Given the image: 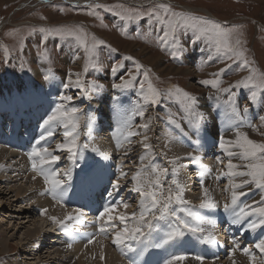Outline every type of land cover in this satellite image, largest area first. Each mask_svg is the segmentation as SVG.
Instances as JSON below:
<instances>
[{
    "label": "rangeland",
    "instance_id": "374dc122",
    "mask_svg": "<svg viewBox=\"0 0 264 264\" xmlns=\"http://www.w3.org/2000/svg\"><path fill=\"white\" fill-rule=\"evenodd\" d=\"M80 1L81 0H0V86L2 85L3 88H5L11 84L14 86H18L15 87L16 90H26V93L27 91L28 93L30 91V93H34L36 90H41V107L43 108L42 114L40 115V120L39 118L35 117L34 113L26 109V103L24 101H22V103L20 104V106L24 109H20L17 111L16 122L20 124L18 125L19 127L24 126L26 123L27 125L30 124L31 140H29L27 139V137H24L25 135H27L24 132L22 134L23 137L20 134L12 135L11 126H9V124L6 122L8 119H10L12 111H14L11 109V106L16 107V105L13 103L9 104L8 106H2V108H0V131L3 134H6L4 128L8 125L7 127L10 128V130L7 131L6 136L10 137L0 139V142L6 141L4 139H7V141L9 140V142L12 139H25L24 145L26 150L24 152V156L28 158L27 153L31 150V147H27L26 142L28 140L30 142H34V140L37 138L34 130V126L37 127L36 122H39V120L41 122L42 119L46 117L48 113H50L51 109L55 107L57 103H62L59 99H51L52 96H59L60 94H65L73 96V101L66 104V106H76L82 109L81 116L83 120L81 119L82 125L80 128V133L82 134H80L79 142L81 144L88 142L90 145V137H92V139H96L97 142L99 141L98 143L100 144L104 142L102 146L108 148V142L101 141L102 139L96 133L97 131L94 128V121L92 125L93 128L91 129L93 133L90 134V139L85 137L84 135L89 132L88 127H86L88 117L94 115L96 111L95 109L98 108L89 105L91 101L90 97L93 95L103 97L107 92H112L113 90H116L113 89L111 85L113 83L120 82L118 78L119 76L122 75L125 79H127V73L129 71L135 73L134 62L132 60L123 59L126 56H131L134 58V60L139 61L142 65H144L145 68L151 69L150 76L152 78V81L155 86L158 87L162 92L175 85L197 97L199 111L205 114V120L203 124L199 126V135L196 134L193 129V126L188 123L187 116H184L183 119H180V116L183 115L182 105L175 99V97L163 98L161 104L156 106H148L147 111L145 112V116L143 118L137 116L133 119L134 130L140 131L141 135L132 137V143L129 144L126 142L122 148H117L116 141H114L113 149L115 150L111 151L112 156L110 157L111 161H109V163H111H107V167L105 166L106 160L101 158L98 154L96 155L99 156L97 157V159L91 158V146H89L88 150H84V159L81 158L79 160V163L83 165L85 162L88 161L87 163L89 164H98L107 169V172L109 173L110 178L112 179L120 177L121 172L126 173V177L123 176L119 180V183L121 185V188L122 186L126 188V191L123 193V198L126 200L133 196V200L129 202V207L127 209L123 208L122 210H120L121 205L118 204L117 212L113 213L114 215L120 213V211L126 213H129L130 211H137V201H135V199L137 198V200H139V195L131 191L133 187L131 179L132 176L137 172L139 167H142V162L140 159L142 156L146 157V162L144 159L143 165H148L151 161L161 167L169 168L170 171L168 177L162 180L165 194H167L169 189L175 190V186L172 184V180L179 179V181L185 187V199L191 202L193 210L216 222L213 232L217 241L220 237L218 241L219 244L207 245L197 242L195 240V237H192L189 234L185 237V239L190 240L193 243L187 245L184 248L176 249L188 251L191 254H197L199 252H202L203 246L209 249L212 248L213 251H211V254L216 255V259H219L216 262H212L211 257H206L204 264H233V261L246 263L247 261L245 258L249 257L242 254V252H240L239 250H237L236 254L234 253L235 260H232L225 256L222 257V254L220 256L218 255L223 249L222 247H226L227 240L232 241V239H238L239 243H241L243 240H245L244 234L248 233L249 231L242 230V235L240 237H237V234L233 232L229 227L230 225L231 227L234 226V224H232L231 222L232 220L226 226H222V224H225L222 220L228 217L226 215L227 217L225 216L226 218H224L221 215L222 212H225L223 209V204L229 200L231 190L229 189L228 191H225V188L228 185V177H223L219 180L215 178L221 170H227L226 165L228 163L229 158L226 156L225 153H223L219 149V147H217V149H214L217 151H214V153H210V158L208 156L209 154L202 155V151L203 146L205 144L207 145V143H210V139L217 140L219 139L220 135H224L225 137H231L229 129L224 128L225 124L223 121L220 120V114L224 110H229L227 104L225 103V101L227 100V94L218 93L217 90L212 88L211 86L201 85L199 81L202 79H212V73L219 72L221 68H225L226 71L221 74L220 77L222 80L220 86L226 88L229 85L234 84L237 80H241L242 78L246 77L248 75V71L246 69H240L238 61L233 62L232 60H227L222 55H215L214 48L208 40L201 39L200 41H197L195 43L189 42V38L192 35L191 32L187 33L186 35H181L180 40L181 44L183 45V49L178 53V56L174 58L172 55H170V52L175 51L176 49H173L170 46H166L164 49H162L161 45L157 42L156 37L162 34L159 32L160 25L155 24L154 22H150L147 18L139 22L122 21L117 15H115V11L120 10L119 6H123L124 9H139L141 11H146L152 6L157 5L159 3H168L173 7L175 11L194 13L200 16L216 20L226 26L236 27L240 34V39L243 41L242 47L246 51V56L249 59L254 60L255 67L259 70V72L264 73V0ZM89 4L106 5L108 8L113 9V11H107L104 8H97L95 9L96 14L92 15L90 14L92 10L86 7V5ZM208 13L210 15H207ZM77 25L82 26L84 29H86L88 33L95 35L98 39L104 40L107 44L111 45L112 48H115L117 50L116 52H111L108 48L103 46L98 49L99 63L102 65V67L99 70L90 68L88 73L82 75V79L85 82L86 88L93 80L102 83L105 87L99 92L89 90V95L84 97L79 96L78 90L74 87L69 89H64L62 87V83L65 81L67 73L70 70L73 73L84 72L83 53H79L81 57L80 59H74L75 55L77 54V48L75 43H70L55 36L49 37L46 42L42 43V33H39L37 31L29 35V32L32 28L38 29L40 27L52 28ZM21 43H23L22 49ZM5 49H7V54L5 52ZM45 50H47L48 56L50 58L49 60L44 59L42 53ZM195 55L199 56L198 59L193 60L192 63H190L189 60ZM210 55H213L212 60L208 59ZM180 58L183 59L180 60ZM120 63H122L124 67L121 68L117 74H112L110 72L111 66L113 64ZM49 68H51L52 72L56 77L54 80L47 81L49 83H52L51 86L45 83L46 81L43 80V76L47 73ZM142 71L143 69L141 70V72ZM38 73L40 74V77L38 76ZM73 79H75V77H73ZM137 80H143L142 74L137 76ZM29 82L32 84H30ZM38 83L40 86L39 88H36ZM55 86L58 89L60 88L58 94H54V90H52L53 88L56 89ZM234 91L236 93L235 99L241 106V108L244 106L249 107L247 118L254 109L255 111L257 110L256 112L258 114L254 117L251 123L256 126V130L251 127L241 126L240 131L246 132L250 139L258 143H264V123H262L258 118L260 115H264V99H262V96H264V94L258 93V101L256 103H251L247 99L250 96L249 89L241 87L234 89ZM116 92L120 97L125 96L122 99L123 102L122 100H120V103H124L120 104V108H123V110H125V108L130 106V110H127L129 112L132 110V108H135L137 101L140 99L138 95V89L136 88L129 89L123 92H121L120 90H116ZM107 101L109 102V100ZM203 106L206 108H204ZM93 107H95V109H93ZM169 114L176 115V118L179 119L181 127L184 130L183 132H181L179 128H176L174 124H171L168 121L167 117ZM27 115H30V117H32L31 115H33L32 119L26 118ZM149 117L152 118V123L150 126V130L146 134L149 137V140L147 142L152 145V149L149 153H145L143 144L140 142L143 139V129L135 128V126L147 122ZM208 119L211 121H209ZM1 122H5L4 128L1 126ZM208 126L212 128L213 132L208 129ZM231 129H234V131H236V129L233 127H231ZM37 130H40L39 126L37 127ZM209 131L213 134L211 135ZM17 132H19L18 129ZM61 132L62 129H58L56 137L53 138L52 145L49 146L50 150H55L56 144L62 141L63 137L61 135ZM184 132H187V136L184 135ZM166 134L169 139L166 138L164 140L163 138H165L164 136H166ZM98 137L100 138V140ZM197 140L200 141L199 145H197L196 143ZM162 141L164 142V144H168L170 149L168 148V146L165 145L167 150H171L170 145L175 142L173 145V152L179 151L177 150V144L179 143L178 146L181 149L184 148L183 151H186V154L193 153L197 157V162L193 163L191 160L187 159L186 156L184 157V159H181L182 157H180V160L177 161L176 165L178 168L179 175L178 177L173 176L171 173V168L173 167V165L169 162L172 159H167L165 156L162 155L161 152L162 148L160 147V143ZM1 144L0 152L5 151L7 155L3 154V157L1 158L0 162L2 164L4 163V174L5 178L8 180L12 178L11 174L14 170V157H16L18 162L20 160V158L17 157V153L20 150L19 148H17V146L13 145V141H11V144H8L6 146ZM213 145L215 146L216 142H214ZM108 149H110V147ZM127 150L130 152H128ZM88 152H91V154H89ZM65 153L67 152H56L57 155L61 156L60 161L63 163L62 164L61 162H59L58 164V167L61 171L67 170L72 167L71 162L67 159L68 153ZM217 157H220L223 163L218 162ZM235 158L236 157H234V159ZM100 160L101 162H103H99ZM232 162L241 166L246 163L245 161H241L240 159H238L237 162H234L232 160ZM10 163L13 164L11 165ZM23 163L25 164L27 163V161H24ZM15 168H18L19 170L20 166L16 165ZM29 170L27 169L28 174L30 173L32 175ZM201 170H206V173H208L207 177L210 176L215 179L214 182H212L208 179H205L204 176L202 177V179H204V186L209 183L207 186H210L209 190L211 191L214 200L218 204L217 208L201 209L199 207L200 199L202 196V188L200 183L201 177L198 176V173ZM76 171L73 172V175H76ZM22 172L23 170H21L19 173L21 174ZM37 177L41 178L40 176ZM17 179L18 178H15L13 181L11 179L10 181H12L13 183H9L7 180L0 181V230H5L7 229V227L12 229L13 226L17 228V230L14 231L15 233L13 232L14 234L11 232L14 237H12V241L10 239L11 234L9 235V233L7 232L5 233V238L10 239V241L8 242V244L10 243L11 245L9 251L8 249L6 250L1 244V242H3L5 238L0 237V264H11V259L13 260L16 258L18 252H20L17 242L21 240L22 234L24 236V232H26L27 230L33 231L35 227L38 226L36 228L38 230L55 232L53 234L54 236L55 234L59 235L60 233V230L55 224L52 223V221H45L43 219L41 215V210L37 211L34 207H31V205L27 204L34 202L30 201L29 198L31 194L35 192V189L37 187L39 188V185H33L32 182H28V179H21L18 181V183H15ZM238 179L239 178H237V180ZM213 183H215L217 187H214ZM45 188L46 187L40 189L41 197L44 198V201H46V199L54 201L52 196L45 192ZM17 189L21 190V195L23 193V200L18 199V202H15V200L17 199V197H15V193H10L11 190ZM101 191L102 188H100L99 193ZM244 191L248 192V195L241 197L242 202L252 203L253 201L259 200L261 198L260 190H257L254 186H251V191H249L248 188H245ZM99 193L97 194L98 196ZM92 194L93 196H95L94 193ZM68 195L71 199L66 198L67 201L69 200L68 202L66 201L67 207H62L67 208L68 212H71V209L78 205L76 204V197L70 193ZM116 199L120 200L118 196H116ZM36 200L40 203L39 198ZM21 211H23L25 214ZM85 217L88 216H86L85 214ZM27 221H30V223H28ZM225 222H227V220H225ZM161 224L163 226V222H161ZM56 228L59 230V232L56 231ZM235 228L240 230L241 226H236ZM11 229L9 230V232L11 231ZM82 231H84V229H82ZM258 232L260 238L264 237V228L258 229ZM218 233L220 234L219 236ZM231 235L232 237L229 238V236ZM44 236L43 239L39 240L38 242V244L40 243L41 246L40 251H42L36 252V254L39 253L37 254L38 257L35 256V258L37 257L36 259H39V257H42L43 255L45 256L46 251L48 250L51 252V254L54 253V249H50L51 245H49V242L47 244H44L46 246H42V243L46 242L47 240ZM64 236L66 237V239H68V236H66L65 234ZM59 237L61 236L59 235ZM59 237H56L55 239L58 240V244H56L58 246H55L56 249L60 248L59 241H62ZM99 240L107 244L111 243L110 237L104 238L100 236L96 241ZM247 240L248 238L246 237V240L243 241V244L241 246H248L250 251L257 255L256 258L264 259V254L260 253L259 249L255 248L254 243ZM221 241H223V243ZM258 241H255V243ZM251 244L252 246H250ZM218 249L220 250L218 251ZM165 251L166 250L163 249L159 250V256L161 258H165ZM172 251L174 250H167V255L170 256L173 253ZM227 252L230 251L228 250ZM28 259H30L31 261ZM32 259H34V257H32L31 255H22L18 259V262L20 264H31L33 261H35ZM189 260H186V262L184 261L183 264H199L198 261L192 259ZM257 261L258 260L255 261V264H261V262ZM250 264H252V262Z\"/></svg>",
    "mask_w": 264,
    "mask_h": 264
},
{
    "label": "snow or ice",
    "instance_id": "6c2138e0",
    "mask_svg": "<svg viewBox=\"0 0 264 264\" xmlns=\"http://www.w3.org/2000/svg\"><path fill=\"white\" fill-rule=\"evenodd\" d=\"M86 7L92 10L90 13L92 15L96 14L95 9L97 8L113 11V9L102 4H89ZM119 8L120 10L115 11V15L122 21L139 22L147 18L150 22L160 25L159 32L162 34L156 37L157 42L162 49L166 46L176 49L170 52V55L174 58L183 49L180 40L181 35L191 32L192 35L189 38V42L195 43L201 39L208 40L214 48L215 55H222L233 62L238 61L239 68L248 71L246 77L237 80L226 88L220 86L222 83L220 77L226 71L225 68H221L219 72L212 73V79H202L199 83L204 86H211L218 93L227 94L225 103L229 110L225 115L230 122V127L234 126L236 129L234 139L226 138L224 135H220L218 139L219 149L229 158L226 165L227 170H221L216 177L217 180L228 177V185L225 191L231 190L230 198L223 204V209L232 216V224L241 226L244 231L256 232L257 229L264 228V143H258L250 139L246 132L240 131L241 126L251 127L254 130H256V126L248 122L249 107L244 106L241 108L235 99L236 93L234 91V89L241 87L249 89L250 96L247 99L251 103H256L258 101V93L264 94V73L259 72L255 67L254 60L246 56L238 29L226 26L208 17L190 12L175 11L168 3H159L146 11L124 9L123 6H119ZM37 31L43 34L42 43L52 36L59 37L70 43L74 42L77 48V54L74 59H80L79 53H83L84 72L73 73L70 70L62 83L64 89L74 87L78 90L81 97L88 96L89 90L99 92L104 89L105 86L96 80L91 81L86 88L82 75L88 73L90 68L99 70L102 67L99 63L98 55V49L101 46L108 48L111 52H116L115 48H112L104 40L98 39L95 35L88 33L86 29L78 25L32 28L29 35ZM22 48L23 43H21ZM5 52L7 54V49H5ZM42 54L45 60L50 59L47 50ZM123 59L134 62L135 73L129 71L127 79L122 75L119 76L120 82L113 83L111 87L121 92L136 88L140 99L130 112L123 110L119 113V124L113 131L116 147H123L126 142L130 144L132 143V137L141 135L140 131L134 130L133 119L137 116L143 118L147 107L161 104L163 98L175 97L182 105L183 115L180 116V119L187 116L188 123L193 126L194 131L199 135V126L203 124L205 114L199 111L197 97L175 85L162 92L153 83L150 76V68H145L144 65L134 60L131 56H126ZM208 59L212 60L213 55H210ZM123 67L122 63L113 64L110 72L117 74ZM142 69L143 71L141 72ZM141 74L143 80L138 81L137 76ZM53 79H55V75L49 68L43 76V80L51 81ZM58 99L62 103H57L39 123L41 131L32 143L31 150L28 151L27 156L30 161L31 171L36 174L32 179L35 180L37 176L42 177L46 186L45 192L50 194L53 200L61 206H66V198L70 191H72L73 196L90 200L91 194L102 187L99 196L107 199L104 200V203L95 214L93 223L96 225L97 231L83 234L87 238V242L89 244L92 243L97 235L105 238L110 237L112 245L121 254L128 257L129 264H183L184 261L189 259L198 261L199 264H204L205 256L191 254L188 251L173 252L168 258L163 259L162 262L154 260L149 253V249L184 248L193 243L185 239L189 234L201 244H218L213 232L216 222L193 210L191 202L185 199V187L179 179L172 180L175 190L169 189L167 194H165L162 180L168 177L169 168L161 167L151 161L148 165H143V160L146 157L142 156L140 158L142 167L137 170L131 179L133 184L131 191L139 195L137 211L132 213L121 212L114 215L113 213L117 212L118 204L122 205L124 209L129 207V203L123 198L120 200L115 199L121 190L119 180L126 173L121 172L120 177L112 179L109 173L98 164L85 162L81 165L79 163V160L83 157L84 150L89 149L88 142L83 144L79 142L82 109L76 106H66V104L73 101V96L60 94ZM262 99H264V96H262ZM258 118L264 123V115H260ZM167 119L176 128H179L181 132L184 131L175 114H169ZM151 123L152 118L149 117L147 122L135 126V128L143 129V139L140 142L143 144L145 153H149L152 149V145L147 142L149 137L146 134L150 130ZM92 125L93 117L89 116L86 123L89 132H91ZM58 129H62L63 140L56 144L55 150H50L49 141L57 135ZM184 135L187 136V132H184ZM196 143L199 145L200 141L197 140ZM91 151L97 153L104 160L109 159L106 152L100 151L95 146L91 148ZM56 152H67V159L71 162L72 167L61 171L58 167L61 156L57 155ZM233 157L246 163L242 166L237 165L232 162ZM187 159L193 163L197 161V157L193 153H189ZM178 160H180V157H175L169 161L173 165L171 173L177 177L179 175L176 166ZM217 161L223 163L220 157H217ZM74 171H76L75 184H73ZM205 174L206 170H201L198 173L201 177L202 188L199 207L201 209L217 208L218 204L214 200L211 191L204 186L202 177ZM237 178L239 179L237 180ZM251 186L260 190L261 198L252 203L242 202L241 197L248 195V192H245L244 189L248 188L251 191ZM46 212L47 209L41 210L42 215ZM84 218V206L74 207L62 219L55 216L49 217L53 224L70 236L73 235L74 225L84 224ZM161 222H163V226ZM75 231H78V229H75ZM232 245L230 254H234L239 250L242 254L249 257L252 264H255L256 256L248 247L242 248L236 239L232 240ZM68 247L71 248L72 244L69 243ZM255 248L264 254V237L259 239L255 244ZM146 253H149L147 259H145ZM100 258L101 260L104 259L103 254H101ZM233 264H235V261H233ZM261 264H264V260L261 261Z\"/></svg>",
    "mask_w": 264,
    "mask_h": 264
},
{
    "label": "bare ground",
    "instance_id": "6f19581e",
    "mask_svg": "<svg viewBox=\"0 0 264 264\" xmlns=\"http://www.w3.org/2000/svg\"><path fill=\"white\" fill-rule=\"evenodd\" d=\"M82 1V0H81ZM80 1V2H81ZM190 10V9H189ZM207 15H210L209 13ZM201 56V55H200ZM198 55H195L193 57H191V59L189 60L190 63H192L193 60H197L198 59ZM189 65V64H188ZM177 71V70H176ZM178 72V71H177ZM38 76L40 77V74L38 73ZM37 77V78H39ZM38 80V79H37ZM12 83H15V82H12ZM39 83L38 85L36 86V88H39ZM15 87H18V86H14V85H8L7 87L3 88V86L1 85L0 86V108H2V106H8L9 104H15L16 107L14 106H11V109L14 110L12 111L11 113V116H10V119H8L6 122L9 124V126H11V131H12V135L13 134H19L17 132V129H18V123L16 122V115H17V111L20 110V109H24L20 106V104L22 103V101H24L26 103V109H28L30 112L34 113L35 117L36 118H39L40 119V115L42 114V107H41V101H42V96L40 95V91L41 90H36L34 93H31L30 95H28V91L26 93V90H16ZM3 88V89H2ZM13 88V89H12ZM35 88V89H36ZM18 89V88H17ZM60 89V88H59ZM62 92V91H61ZM99 95V94H98ZM125 97V96H124ZM124 97H120L118 96L116 90H113L112 92H107L103 97H100V96H91V101L89 103V105H92V106H95V107H98L95 109V107H93V109H95V113L94 115H92L93 117V121H94V128L96 129V133L98 134V136L102 139L101 141H106L108 142V148L110 147V149H108L107 147H104L102 146V144L98 143L96 139H92V137H90V144L97 148L100 149V151L102 152H106L109 159L106 160L105 162V166L108 165L107 163H109V161H111V154H112V150L114 151L115 149H113V146H114V141L115 139L113 138V131L115 130V127L118 126L119 124V120H120V116H119V113L121 111H123V108H120V104H124V103H120V100H122ZM109 100V102L107 101ZM123 102V100H122ZM129 104V103H128ZM211 104V102H210ZM124 106V105H123ZM126 106V105H125ZM208 106V105H207ZM210 106V105H209ZM204 107V106H203ZM215 107V106H214ZM39 108V109H37ZM206 108V107H204ZM133 109V108H132ZM9 110V109H8ZM125 110H130V106H128L127 108H125ZM209 111V110H208ZM257 111V110H256ZM254 110H252L251 114H249V117L247 118V120L252 123L253 119L255 116H257V112ZM25 112V111H24ZM101 112V113H100ZM207 112V111H206ZM227 111L224 110L221 114H220V120L224 122V128H228L229 129V132H230V136L231 137H226V138H229V139H234L235 137V131L234 129H231V127L235 128L234 126H231L230 127V122L228 121L227 119V116L225 115ZM28 113V112H27ZM218 113V112H217ZM211 115V114H210ZM209 115V116H210ZM118 117V118H117ZM211 117V116H210ZM213 117V116H212ZM4 119V118H3ZM211 119V118H210ZM41 120V119H40ZM40 120L39 122H36L37 123V127L39 126V123H40ZM83 120V119H82ZM209 120V119H208ZM213 120V119H212ZM211 121V120H209ZM5 123V122H4ZM3 122H1V126L4 128L5 124ZM134 123V122H133ZM82 125V124H81ZM115 125V127H114ZM8 126V125H7ZM7 126H5V132L7 134V131L10 130V128H8ZM185 126V125H184ZM207 126V125H206ZM211 126V125H210ZM212 127V126H211ZM208 126V129L210 131L213 132L212 128ZM223 127V126H222ZM245 127V126H244ZM30 128V124H28V129ZM93 128V127H92ZM204 128V126H203ZM206 128V127H205ZM31 130V129H30ZM105 130V131H103ZM209 131V133L212 135L213 133H211ZM168 133V131H167ZM191 133V132H190ZM6 134H3L1 131H0V139H3V138H6ZM27 135H25L24 137H27V139L31 140V134H28L26 133ZM82 134V133H81ZM84 134V133H83ZM85 136L88 137V133L87 134H84ZM23 137V135H21ZM10 137V136H8ZM7 137V138H8ZM56 137V136H55ZM98 137V138H99ZM165 138H163L164 140L167 138V134L166 136H164ZM183 137V136H182ZM36 138V137H35ZM95 138V137H94ZM99 138V140H100ZM178 138V136H177ZM114 139V140H113ZM156 139V138H155ZM4 140H7V139H4ZM63 140V139H62ZM163 140V141H164ZM180 140V139H179ZM210 143H207V145L205 144L203 146V151H202V155H208L209 158H210V153H214V151H217V150H214V149H217L218 147V139L215 140V139H210ZM9 141V140H8ZM11 141H14L17 148H19L20 151H18L17 153V157L20 158L19 162L18 160L16 159V157H14V170L12 171V174H11V177L10 179H6L5 178V174H4V167H3V164L0 162V181H8L9 183H13L12 181L15 179V178H18L15 183L21 179H28V182H32L33 185L35 184H38L39 185V188L37 187L35 189V192L33 194H31L29 200L30 201H34L33 203H27L28 205H31V207H34L37 211L39 210H43V209H47V212L45 214H41L43 219L46 221H51L49 219L50 216H55V217H58V218H63V216L68 212L67 208H63L60 204H57L55 201H52L50 199H46V201H44V198L41 197L40 195V189L46 187L45 184H44V180L43 178H38L36 177L35 180L32 179V177L36 174H28L27 172V169L29 170V166L28 164L30 165V161L28 160V158H26V156H24V152L26 150L25 148V145H24V142H25V139H12ZM161 142L160 143V148L161 149V152H162V155L165 156L167 159H173L175 157H182L181 159H184V157L188 156V154H186L187 152L186 151H183V149H181L178 144H177V152H173V149H174V143L171 146V150H167L166 149V146H168V144H164V142ZM169 141V140H168ZM182 141V140H181ZM216 142V145L214 146L213 143ZM3 144L6 146V143L4 141L0 142V144ZM1 144V145H2ZM105 145V144H104ZM166 145V146H165ZM90 146V145H89ZM107 146V145H106ZM126 147V146H125ZM129 147V146H127ZM176 147V146H175ZM182 147V145H181ZM122 148V147H121ZM132 148V147H131ZM130 148V149H131ZM159 148V147H158ZM169 148V146H168ZM159 149V151H160ZM170 149V148H169ZM132 150V149H131ZM128 151V150H127ZM172 151V152H171ZM220 151V150H219ZM86 152V151H85ZM130 152V151H128ZM89 154H91V152H88ZM133 153V152H132ZM198 153V152H197ZM220 153V152H219ZM3 154L5 155L6 152L5 151H1L0 152V160L1 158L3 157ZM64 154V153H62ZM67 154V153H65ZM88 154V155H89ZM7 155V154H6ZM9 155V154H8ZM96 153L93 152V156H95ZM131 155V154H130ZM197 155V154H196ZM201 155V154H200ZM63 156V155H62ZM206 156V157H208ZM216 156V155H215ZM218 156H221V155H218ZM87 157V156H86ZM99 157V156H97ZM117 157V156H116ZM170 157V158H169ZM83 158V157H82ZM212 158V157H211ZM215 158V157H213ZM4 159V158H3ZM84 159V158H83ZM208 159V158H207ZM210 160V159H209ZM232 160L234 162H237L238 161V158H235L234 157L232 158ZM24 161H28V163H23ZM213 161V160H212ZM4 162V161H3ZM23 165H22V163ZM88 162V161H87ZM94 162V161H93ZM96 162V161H95ZM101 162V160L99 161ZM103 162V161H102ZM101 162V163H102ZM145 162H146V159H145ZM197 162V161H196ZM111 163V162H110ZM109 163V164H110ZM126 163V161H125ZM132 163V162H131ZM179 163V162H178ZM182 163V162H181ZM11 164V163H10ZM13 164V163H12ZM11 164V165H12ZM20 166V169L18 170V168L16 169L15 166ZM103 165V164H102ZM132 165V164H131ZM141 165V164H140ZM239 165V164H238ZM7 166V165H6ZM31 166V165H30ZM210 166V164H209ZM107 167V166H106ZM6 168V167H5ZM129 168V167H128ZM138 168V167H137ZM140 168V167H139ZM13 169V168H12ZM103 169H105L107 171L106 168L103 167ZM23 170V172L20 174L19 172ZM17 173V174H16ZM111 173V172H110ZM129 174V173H127ZM189 174V173H188ZM217 174V173H216ZM31 175V177H30ZM118 175V174H117ZM120 175V174H119ZM197 175V174H196ZM208 173H206L204 175L205 179H208L212 182H214V179L213 177H207ZM24 176V177H23ZM74 176V175H73ZM199 176V175H198ZM196 176V177H198ZM22 177V178H21ZM126 177V176H125ZM195 177V176H194ZM12 179V181H10ZM184 179V178H183ZM200 179V177H199ZM204 180V179H203ZM199 181V180H198ZM123 182V181H122ZM209 184V183H208ZM207 184V185H208ZM206 185V186H207ZM214 187H217L215 183H213ZM14 187V186H13ZM12 187V188H13ZM34 187V186H33ZM208 187V186H207ZM210 187V186H209ZM208 187V188H209ZM211 189V188H210ZM212 190V189H211ZM214 190V189H213ZM100 191V188L97 189V191L94 193L95 196H91V199L90 198V201H93V205L94 207L93 208H88V215L86 214V216L88 217H85L84 219V224L82 225H74V232H73V235H69L65 232H63L62 230H60V233L59 235L61 237H59V235L55 234V236L53 235L55 232L53 231H43V230H38L36 229L37 227H35V229L33 231L31 230H27L26 232H24V236L22 234V238L21 240H19V242H17V245L19 247V251L16 258L15 259H11V264H20L18 262V259L20 258V256H25V255H31L32 257H34V259L32 260H35L33 261L31 264H124V260L121 258L120 254H119V250L114 246L112 245L111 243H105V242H102V241H96L100 236H96L94 238V241L93 243H88L87 242V238L83 235L84 233H92L93 231V227L96 226L93 221L95 219V214H96V211L98 210V208L104 203V200L106 199V197L104 198H101L100 196H98L97 194L99 193ZM218 191V190H217ZM28 192V191H26ZM15 193V197H17V199L15 200V202H18V199H22L23 200V193L21 195V190L20 189H17V190H11V193ZM30 193V192H29ZM216 193V192H215ZM219 193V192H218ZM217 193V194H218ZM197 194V193H196ZM216 195V194H215ZM39 198L40 200V203L39 201H37L36 199ZM68 199L70 198L69 195L67 197ZM71 199V198H70ZM97 199V200H96ZM116 199V197H115ZM42 201V202H41ZM67 201V200H66ZM69 201V200H68ZM67 201V202H68ZM71 201V200H70ZM189 201V200H188ZM4 206V205H3ZM66 207H67V204H66ZM208 209V208H207ZM73 209H71L72 211ZM86 210V209H85ZM122 210V209H120ZM87 211V210H86ZM23 212V211H21ZM24 213V212H23ZM25 214V213H24ZM26 219V218H25ZM12 221V220H11ZM10 221V222H11ZM17 222V221H16ZM28 223H30V221H27ZM26 222V223H27ZM25 223V222H24ZM22 223V224H24ZM8 224V223H7ZM11 224V223H9ZM13 224V223H12ZM21 224V223H20ZM226 224V223H225ZM225 224H222V226H226ZM40 225V223H39ZM33 226V225H32ZM12 227V226H11ZM41 227V226H40ZM39 227V228H40ZM16 227L13 226V228H9L7 227V229H1L0 230V237H3L5 238V233H9V235L11 234V232L13 233L15 230H17V228L15 229ZM30 228V227H29ZM11 229V231L9 232V230ZM19 229V228H18ZM56 228V231L59 232ZM75 229H79V231H75ZM82 229H84V231H82ZM42 231V232H41ZM244 232V231H243ZM15 233V232H14ZM13 233V234H14ZM20 233H21V230H20ZM66 236H68V239H66V237L64 236V234ZM221 233V232H220ZM222 234V233H221ZM46 237V242L42 243V246H46L44 244H47L49 242V245H51V248L50 249H54V253L51 254V252L48 250L46 251V254L45 256L43 255L42 257H39V259H36L38 257L37 253L38 251H40V243L38 244L39 240H42L43 239V236ZM220 234L218 233V236ZM13 235L11 234L10 236V239L11 241L13 240ZM56 237H59L62 241H59V246L60 248L56 249L55 246H58L56 244H58V240H55ZM220 238V237H219ZM219 238H218V241H219ZM224 238V237H223ZM10 239H4L3 242H1V244L4 246V248L8 251L10 250L11 248V245L10 243L8 244V242L10 241ZM72 239V241H71ZM223 240V239H222ZM245 241V240H243ZM243 241L240 243L241 245L243 244ZM223 243V241H221ZM220 242V243H221ZM255 242V241H254ZM71 243L72 244V247L69 248L68 247V244ZM227 245L226 247H222L223 249L220 251V253L218 254L219 256L224 253V251H228L230 248H232V243L230 240H227ZM12 244V243H11ZM219 244V243H218ZM223 246V245H222ZM252 246V244L250 245ZM221 248V247H220ZM217 249V248H216ZM3 250V249H2ZM220 249H218L219 251ZM42 251V250H41ZM40 251V252H41ZM44 252V251H43ZM50 252V253H49ZM174 252V251H173ZM49 253V255H48ZM236 253V252H235ZM41 254V253H40ZM101 254H103L104 256V259L101 260ZM230 254V252H229ZM54 255V256H52ZM131 255V254H129ZM212 255V254H211ZM35 256H37L35 258ZM52 256V257H50ZM216 255H212V262H216L218 261V259H216L215 257ZM243 256V255H242ZM11 257V256H10ZM232 260H235V257L234 255L232 256ZM245 257V256H244ZM26 258V257H25ZM241 258V257H240ZM247 258V257H246ZM26 260V259H25ZM30 260V259H28ZM31 261V260H30ZM190 261V260H189ZM240 261V260H239ZM244 261V260H243ZM242 261V262H243ZM9 262V260H8ZM186 262V261H185ZM188 262V261H187ZM192 262V261H191ZM258 262V261H257ZM256 262V263H257ZM193 263V262H192ZM251 263V262H250ZM25 264V263H24ZM190 264V263H189ZM198 264V263H197ZM208 264V263H207ZM235 264H247L246 263H241V262H237L235 261ZM260 264V263H259Z\"/></svg>",
    "mask_w": 264,
    "mask_h": 264
}]
</instances>
